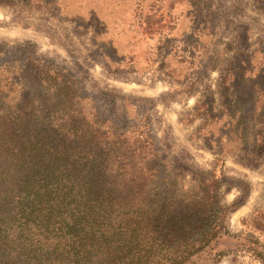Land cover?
<instances>
[{
    "label": "rangeland",
    "instance_id": "obj_1",
    "mask_svg": "<svg viewBox=\"0 0 264 264\" xmlns=\"http://www.w3.org/2000/svg\"><path fill=\"white\" fill-rule=\"evenodd\" d=\"M28 57L140 122L154 198L193 199L217 177L230 234L217 264H264L247 248L264 247V0H0V65Z\"/></svg>",
    "mask_w": 264,
    "mask_h": 264
},
{
    "label": "trees",
    "instance_id": "obj_2",
    "mask_svg": "<svg viewBox=\"0 0 264 264\" xmlns=\"http://www.w3.org/2000/svg\"><path fill=\"white\" fill-rule=\"evenodd\" d=\"M79 92L43 57L0 65V264H217V177L154 198L151 137Z\"/></svg>",
    "mask_w": 264,
    "mask_h": 264
}]
</instances>
